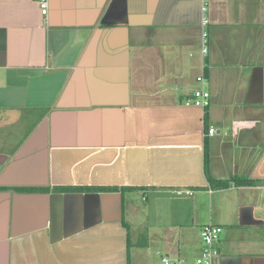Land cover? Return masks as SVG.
<instances>
[{
    "label": "crops",
    "instance_id": "crops-1",
    "mask_svg": "<svg viewBox=\"0 0 264 264\" xmlns=\"http://www.w3.org/2000/svg\"><path fill=\"white\" fill-rule=\"evenodd\" d=\"M47 2L0 0V264L192 263L207 222L264 264V0H209L206 57L200 0Z\"/></svg>",
    "mask_w": 264,
    "mask_h": 264
},
{
    "label": "built area",
    "instance_id": "built-area-1",
    "mask_svg": "<svg viewBox=\"0 0 264 264\" xmlns=\"http://www.w3.org/2000/svg\"><path fill=\"white\" fill-rule=\"evenodd\" d=\"M39 9L43 16L47 15L48 2L47 0H38ZM209 0H200V52L203 57H206L209 52V18H208ZM196 82L200 85V88L195 89L191 95L190 103L193 107L205 111L210 105V94L207 90L208 82L203 76L196 78ZM215 134L214 129H209L208 136ZM178 195L185 194L190 196V191L177 192ZM223 230L221 226L209 223L204 225L200 229L201 248L199 255L192 263H188L183 259H169L162 257L163 264H214L219 258V243Z\"/></svg>",
    "mask_w": 264,
    "mask_h": 264
},
{
    "label": "trees",
    "instance_id": "trees-1",
    "mask_svg": "<svg viewBox=\"0 0 264 264\" xmlns=\"http://www.w3.org/2000/svg\"><path fill=\"white\" fill-rule=\"evenodd\" d=\"M211 182H212L213 187L215 189H225V188L228 187V184L230 183V182H225V183L219 184L220 182H217V181H214V180H212ZM80 189L81 190H87V191L95 190L94 188H89V187H60L57 190H60V191H71V190H80ZM108 189H110V188H108Z\"/></svg>",
    "mask_w": 264,
    "mask_h": 264
},
{
    "label": "rangeland",
    "instance_id": "rangeland-1",
    "mask_svg": "<svg viewBox=\"0 0 264 264\" xmlns=\"http://www.w3.org/2000/svg\"><path fill=\"white\" fill-rule=\"evenodd\" d=\"M209 11H210V5H209V7H208V17H209ZM218 199H216V201L214 202V205H213V209H214V206H219V208L221 209V201L219 200V201H217ZM227 203H230V200H228L227 201ZM228 206V205H227ZM227 206H226V208H224V209H227ZM187 209H188V206H187ZM227 210H229V211H231V209H227ZM208 215H209V210H208ZM186 220L188 219V220H191V216H186V218H185ZM210 222H207L206 224H204V225H207V224H209ZM213 224V223H212ZM203 225V226H204ZM215 225H217V224H215ZM220 226V225H219ZM221 228H222V230H224V227L223 226H221ZM223 233H224V231L222 232V234H221V238H222V236H223Z\"/></svg>",
    "mask_w": 264,
    "mask_h": 264
},
{
    "label": "water",
    "instance_id": "water-1",
    "mask_svg": "<svg viewBox=\"0 0 264 264\" xmlns=\"http://www.w3.org/2000/svg\"><path fill=\"white\" fill-rule=\"evenodd\" d=\"M200 20H201V13H200ZM221 258H218L215 263L218 264ZM219 260V261H218Z\"/></svg>",
    "mask_w": 264,
    "mask_h": 264
}]
</instances>
